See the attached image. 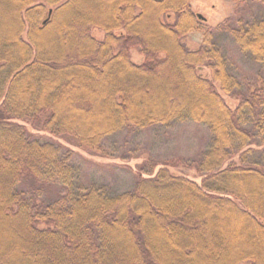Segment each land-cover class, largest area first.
Masks as SVG:
<instances>
[{
  "label": "trees",
  "instance_id": "obj_1",
  "mask_svg": "<svg viewBox=\"0 0 264 264\" xmlns=\"http://www.w3.org/2000/svg\"><path fill=\"white\" fill-rule=\"evenodd\" d=\"M191 2L0 0V264H264V78L234 93L214 39L224 26L264 67V18L209 28ZM43 113L46 131L88 150L128 127L187 120L213 139L198 177L151 162L111 195L77 185L70 156L28 136L21 121ZM257 137L262 155L249 161ZM28 178L37 185L20 189ZM46 183L66 192L44 202Z\"/></svg>",
  "mask_w": 264,
  "mask_h": 264
},
{
  "label": "rangeland",
  "instance_id": "obj_2",
  "mask_svg": "<svg viewBox=\"0 0 264 264\" xmlns=\"http://www.w3.org/2000/svg\"><path fill=\"white\" fill-rule=\"evenodd\" d=\"M191 5L195 13L208 19L206 25L209 28L222 25L228 18H231L234 27L238 26L240 18L244 21L264 18V2L261 0H192ZM238 10L241 11L237 13ZM214 37L227 60L229 72L241 83L234 93L247 92L260 77L264 78L262 64L243 52L224 26L214 32ZM202 42L203 33L197 31L191 32L183 40L192 49ZM131 54L134 61L142 60L138 49L133 48ZM223 95L230 105L236 104V94ZM47 116V113H43L35 119L21 121L28 136L42 143H54L61 148L63 157L69 155L70 163L77 170V185H96L111 195L133 190L138 179L137 172L147 170L151 162L168 164L177 173L198 177L196 168L213 139L212 132L204 123L176 121L170 125L155 124L146 129L125 128L105 137L101 150L95 151L81 147L73 136L50 134L43 126ZM256 139L251 145L255 155L253 158L250 156L249 161L257 160L262 155L259 138ZM233 159L240 163L238 156ZM36 185L33 178H28L22 182L20 189L30 191ZM65 192L61 183H46L40 197L44 202H50Z\"/></svg>",
  "mask_w": 264,
  "mask_h": 264
},
{
  "label": "flooded vegetation",
  "instance_id": "obj_3",
  "mask_svg": "<svg viewBox=\"0 0 264 264\" xmlns=\"http://www.w3.org/2000/svg\"><path fill=\"white\" fill-rule=\"evenodd\" d=\"M199 14H200V13H198V15H199ZM200 15H201V14H200ZM201 17L204 18L202 15H201Z\"/></svg>",
  "mask_w": 264,
  "mask_h": 264
},
{
  "label": "water",
  "instance_id": "obj_4",
  "mask_svg": "<svg viewBox=\"0 0 264 264\" xmlns=\"http://www.w3.org/2000/svg\"><path fill=\"white\" fill-rule=\"evenodd\" d=\"M52 11H50V14H51ZM199 17H201V15L199 14Z\"/></svg>",
  "mask_w": 264,
  "mask_h": 264
}]
</instances>
